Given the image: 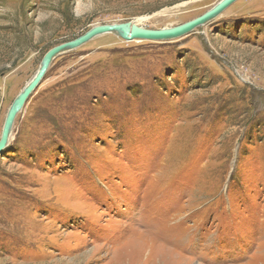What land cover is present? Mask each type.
I'll return each mask as SVG.
<instances>
[{
  "label": "rangeland",
  "instance_id": "1",
  "mask_svg": "<svg viewBox=\"0 0 264 264\" xmlns=\"http://www.w3.org/2000/svg\"><path fill=\"white\" fill-rule=\"evenodd\" d=\"M219 1L0 0V135L53 47L141 18L177 27ZM154 244L179 264H264V0L172 41L94 38L16 115L0 264H152Z\"/></svg>",
  "mask_w": 264,
  "mask_h": 264
},
{
  "label": "water",
  "instance_id": "2",
  "mask_svg": "<svg viewBox=\"0 0 264 264\" xmlns=\"http://www.w3.org/2000/svg\"><path fill=\"white\" fill-rule=\"evenodd\" d=\"M236 1L238 0H220L209 11H207L200 17L177 27L162 29L159 31H149L144 30L143 28L132 26L130 23L124 25L96 26L73 41L53 47L44 55L38 71L30 80V82L25 86L22 92L15 98L7 112L0 135V155L8 144L12 125L16 118V115L22 110L26 101L41 84L50 64L57 56L75 50L86 44L87 42L93 40L94 38L113 33L126 40L131 39L138 41L165 42L179 39L191 34L195 29L202 27L203 25L214 20Z\"/></svg>",
  "mask_w": 264,
  "mask_h": 264
},
{
  "label": "bare ground",
  "instance_id": "3",
  "mask_svg": "<svg viewBox=\"0 0 264 264\" xmlns=\"http://www.w3.org/2000/svg\"><path fill=\"white\" fill-rule=\"evenodd\" d=\"M146 20V18H141V19H138V20H136V21H134V22H132V23H130L132 26H135V27H138V28H141L140 26H141V24L144 22ZM114 34V33H113ZM115 35V34H114ZM22 92V91H21ZM155 245V248H154V250L155 249H164V248H162V247H159V246H157L156 244H154ZM131 246H133V245H131ZM141 247H142V244L141 243H136V245L134 246V247H130V252L129 253H131V252H133V254H130V256H131V258H134V257H138V256H140L141 254H139V252H134L135 250H140L141 249ZM125 249V248H124ZM126 250V249H125ZM143 250V249H142ZM165 254H160V255H157L155 258H153L152 259V261H151V263L152 264H176L177 262H176V260H174V259H172V257H170L171 255L169 254V250H162ZM148 257L149 258H152V256H151V254L149 253L148 254ZM170 258L171 260H170V262L171 263H167V260H166V258ZM147 259V258H146ZM179 259H181V260H183L181 257H179ZM173 261V262H172ZM185 262L187 261V260H184ZM177 264H179V263H177Z\"/></svg>",
  "mask_w": 264,
  "mask_h": 264
}]
</instances>
